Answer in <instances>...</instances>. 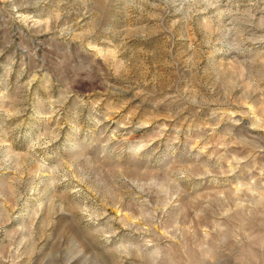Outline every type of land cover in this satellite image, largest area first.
I'll return each instance as SVG.
<instances>
[{
  "label": "rangeland",
  "instance_id": "374dc122",
  "mask_svg": "<svg viewBox=\"0 0 264 264\" xmlns=\"http://www.w3.org/2000/svg\"><path fill=\"white\" fill-rule=\"evenodd\" d=\"M0 264H264V0H0Z\"/></svg>",
  "mask_w": 264,
  "mask_h": 264
}]
</instances>
